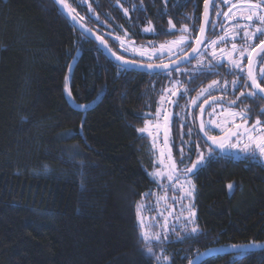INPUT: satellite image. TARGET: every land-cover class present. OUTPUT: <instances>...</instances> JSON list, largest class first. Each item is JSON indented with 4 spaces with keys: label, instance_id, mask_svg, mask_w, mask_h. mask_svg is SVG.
Listing matches in <instances>:
<instances>
[{
    "label": "trees",
    "instance_id": "16d2710c",
    "mask_svg": "<svg viewBox=\"0 0 264 264\" xmlns=\"http://www.w3.org/2000/svg\"><path fill=\"white\" fill-rule=\"evenodd\" d=\"M219 1L210 7L215 23L209 24L208 39L221 37L226 27L217 16L226 9ZM65 2L121 55V41L158 47L179 36L196 38L204 0ZM191 15L196 19L186 18ZM170 20L177 31L168 33ZM185 25L189 32H180ZM150 26L155 31H144ZM191 45L186 42L183 53ZM262 57L257 69L264 66ZM210 62L218 61L203 52L167 73L121 67L118 72L52 0H0V264H189L211 248L264 246V161L251 153L209 155L197 128L198 118L205 122L217 107L250 108L247 123L264 122V99H242L229 107L227 101L248 88L225 85L237 75L224 74L220 65L209 72ZM70 64L73 101L86 105L98 98L85 110L72 105L64 91ZM240 78L246 80L244 74ZM214 80L224 90L210 89L191 103ZM174 84L182 89L178 105L168 106L170 161L184 174L199 153L208 158L186 176L195 185V224L150 242L153 255L142 248L134 201L157 189L150 177L154 158L150 139L136 129L153 118ZM194 226L197 233L190 232ZM197 264H264V247L210 254Z\"/></svg>",
    "mask_w": 264,
    "mask_h": 264
},
{
    "label": "snow or ice",
    "instance_id": "6c2138e0",
    "mask_svg": "<svg viewBox=\"0 0 264 264\" xmlns=\"http://www.w3.org/2000/svg\"><path fill=\"white\" fill-rule=\"evenodd\" d=\"M166 2H167V0H166ZM57 3L65 4V0H57ZM222 3L224 5H227L229 3V0H222ZM65 6L67 7L66 4H65ZM208 6H209V0H205L206 23L214 25L215 22L207 20ZM212 6L214 8L217 6L216 0H212ZM142 7H143V5H141L140 8H138L137 10L142 9ZM235 7L236 6L233 5V8L229 9V12L217 13V16L223 15L225 18L231 19L232 17L229 15V13L232 12ZM243 7L246 8L248 14L246 16H244V15L240 16V19L244 20L245 23L239 25V27L236 29V31L239 32L241 29H243V37L250 44L252 42L253 38H259V36H264V0H257V2H255V3H252L251 0H245ZM69 11L73 12V13L75 12V10L71 9V8H69ZM124 11H125V13H127L128 9H124ZM164 14H166V12L161 10V15H164ZM73 18L76 19L77 17L74 15ZM186 18L192 19V20L196 19V17L194 15L186 16ZM79 19L83 20V17H80ZM169 24H170V27H169V29L166 30V32L171 33L173 31H177L175 25L172 24L171 20L169 21ZM254 25H258V26L254 27ZM249 29H253V30L250 31ZM144 31L152 32V31H155V29L150 26L148 28H145ZM179 31L182 33H187V32H189V29L185 25V26L181 27L179 29ZM200 32L202 34L204 33V27L203 26H201ZM81 35H83V33ZM226 38L227 37H221L220 40L223 41ZM96 39L101 41L102 45L107 47V41L104 40L102 36H97ZM186 40H187V38L185 36H181L177 41L171 42V43H173L179 50L183 51V48L181 46L186 43ZM197 43L200 44V43H202V41L198 39ZM216 43H217L216 40H213L210 42V44L213 46L216 45ZM205 46H207V45H205ZM123 47H124V44L121 41V48H123ZM258 47H259V52H257V55L264 53V40L261 41V44ZM164 48H165V45H163V44L160 45L161 50ZM108 50L110 51L111 55L113 57H115L117 60H120L123 63V65H127L130 63L129 61L124 59L123 55H118L117 52L111 51V49H108ZM171 51H172V49L169 48L170 53H171ZM192 51L197 52L198 49L193 48ZM232 51L239 53L238 59H232L231 58L232 57L231 52L225 53L224 50L221 49V53L223 55H227L229 57L228 63L230 64V67H229L228 71L237 75V78L232 80L231 82L225 81L224 83H225V85H228L230 83L234 89L237 87H243L245 89L251 88V91H241L239 96H237L234 100L227 101L229 107L236 105L237 102L242 101V99H254L257 96L264 98V87H262L261 84L257 82V76L254 75L253 71H252L253 61H252L251 55H248L249 63H248V68H247V79L241 80V78H240L245 72V68L242 64V60L245 58V55L247 53V49L246 48L237 49L236 45L233 44ZM253 51H255V49H253ZM146 54H148V53H146L143 50L140 51L141 56H144ZM212 56H213V58L216 57L215 51L212 52ZM185 58H187V57H185ZM262 58H264V57H262ZM73 59H75V57ZM218 65H219V61L217 62V64H212L210 62L207 70L209 72H211ZM146 67L149 69L162 68L166 71L170 67V65L169 64H162V65L148 64V65H146ZM71 70H72V65L70 64L69 65V71L71 72ZM177 70H179V69H177ZM125 71H127L126 68H125ZM118 72H119V66H118ZM259 78L261 80H264V70H262L260 72ZM70 82H71V77L66 76L65 77V84H64V91H65V94L68 96L69 99H73L72 91L70 88ZM249 82H250V84H249ZM216 88H220L221 91L224 90V88L220 87L219 82L214 80L208 86V88L202 89L199 96L204 95V93L208 92L210 89H216ZM165 91H167V90H165ZM184 91H187V89H185ZM172 95L176 96L177 93L172 92ZM180 96L181 97L183 96L182 92L180 93ZM199 96H197L195 99H193L191 101V103L195 104V101H196V99H199ZM163 99H164V97H161V100H163ZM219 99L220 98H217V100H219ZM170 102L178 105V100L177 101H170ZM205 103H207V101H205ZM78 107L86 108L87 105H78ZM199 107H201V111L203 112V106L201 105ZM224 111L226 112L228 117H231V123L234 125V127H232V128L227 127L228 120H224L220 123H215L214 121H210V123H215L216 128L222 129L224 134L220 137L209 136L208 133L205 131L204 135L207 138V140H210L213 145H216L217 147H219L221 149H224L226 147L227 148H239L240 147V140L242 138L246 137L247 143H244L243 147L240 148V150L242 152L251 153L252 155H255L258 152L260 154V156L264 157V126H262V125H264V122L257 119L251 126H248L247 118H248L249 113L252 111L250 108L242 109L239 112H230V111H228V109H225ZM159 114H160V109L157 110V115H159ZM261 114L264 115V108L261 109ZM237 117H239L243 121V123L236 124V118ZM138 118H140V117L138 116ZM166 120H167V117H166ZM147 123L148 122H146L145 127L137 128L136 131L138 133H141V134L148 132ZM204 129H205V124L203 121H201L200 130L204 131ZM252 133H258V135H253ZM233 137L237 138V143H231V140ZM165 144H167V136L165 138ZM195 147H196V150L199 151V144H197ZM207 152L209 153V155H212L215 153V149H213L212 147H208ZM181 156L183 159V156H184L183 149H181ZM207 158L208 157H206L203 153H199L197 160L192 163L191 167L184 169V175L187 176L188 174H194V171L196 169H198L200 167V165L203 164ZM169 160H171L170 155H169ZM161 163H163V161H161ZM81 167H82V165H81ZM177 171H178V169L176 167V162L171 161L170 170L168 171V174H167V179L170 181L173 180L174 175ZM151 175H153L154 177H160V176L164 175V173L157 171V172H153ZM177 179H178V177H177ZM187 183L190 185V190H188L186 194L189 198H193V192L195 191V185L191 184V181H187ZM234 187H235V185H233V184L228 185V188L230 190H233ZM159 199H164L166 201V197H162ZM159 199L157 202H159ZM142 207H144L143 204H140V203L137 204V218H138V225L140 227V236L143 238V241H145V243L142 244V248H144L147 253L154 255L153 248L149 242L153 239L160 241L161 240V234L159 232H150L149 230H147L144 218L140 217V209ZM187 207H188V223L195 224V221L197 219V214L195 211L194 204H189ZM169 214L171 215V212ZM160 215H163V213H160ZM152 219H155V218H152ZM162 227H163L164 231L167 232L168 223H167L166 217H165V223ZM198 231H199L198 227H195V226L192 227L190 230L191 233H197ZM167 238H168L167 235H165L163 237V239H165V240ZM252 243L255 246V242H252ZM233 247L237 248V247H240V245H233ZM155 259L157 261H160V260L167 261L170 258L167 256H164V257L155 256ZM189 264H193V261L189 260Z\"/></svg>",
    "mask_w": 264,
    "mask_h": 264
},
{
    "label": "rangeland",
    "instance_id": "374dc122",
    "mask_svg": "<svg viewBox=\"0 0 264 264\" xmlns=\"http://www.w3.org/2000/svg\"><path fill=\"white\" fill-rule=\"evenodd\" d=\"M251 2L255 3L253 0H251ZM219 3H220L219 5H221L222 0H220ZM244 3H245V0H229V3L225 5L226 6L225 12H229V9L233 8V5L236 6L233 9V11L229 13V15L232 17L231 19H227L223 15L221 16L223 18V21L226 24V27L224 28V33L221 37H227V38L224 39L223 41L220 40L221 37L212 38L210 42L213 40H216L217 43L214 46L209 43L208 48H207L208 51L211 52V56H212L213 51L216 52L215 59H217V61L219 60L218 58H220L221 60H227V61L229 60V57L227 55H223L222 53L221 54L219 53L221 49L224 50V46L222 44L225 42V40L238 42L240 39H244L243 29H241L239 32L236 31L239 25L245 23L244 20L240 19V16L242 15L246 16L248 14L246 8L243 7ZM255 26H258V25H254V27ZM249 30L251 31L253 29H249ZM180 37L181 36L164 43L163 45H165V48L162 50L160 49V45L158 47H148V46L136 45L130 41H122L124 44V47L121 48L120 46L118 53L121 55H127L135 59L138 62H144V63L153 62L157 58H161L162 60H166V61L172 60L174 57L178 56L184 51V47H183L184 44L181 46L183 48V51H181L173 43H171V42L177 41ZM189 40L193 41L194 38L192 37L187 38L186 42H188ZM235 45L237 49H244L245 47L243 45H237L236 43ZM169 48L172 49L171 53L169 52ZM141 50L145 51L148 54L141 56L140 55ZM226 50L227 48H225V51ZM231 53H232V57H231L232 59L239 58L238 52L231 51ZM257 65H258V62H257ZM257 65L255 64L256 70H258L259 72L264 70V66H261L259 69H257ZM259 72L258 74H260ZM69 74H70V71L68 70L67 76H70ZM181 89L182 88L180 89L177 88V84H174L171 87H168L167 91L165 92L163 96L164 99L160 100V106H159L160 114L157 115V112H156V114L153 116L152 119L146 121L148 122L147 123L148 132L142 134V135L147 136L150 139L151 151L153 154L154 166H155L152 173L159 171V172L164 173V175L160 177H154L153 175H151L152 173H150L151 179L156 182L157 189L151 193L143 194L137 201H134L135 203L134 209H135V213H137V204L140 203L144 205V207L140 209V217L144 218L147 230H149L150 232H159L161 234V238H163L165 235L168 236L169 234L173 233L176 229L180 230L181 232H184L186 231L185 228H189L192 225V223H188V207L187 206L189 204H193L194 192H193V198H189L186 194L187 191L190 190V185L187 183V181H191V184H193L192 180L184 176V174L180 171L175 173L173 180L170 181L167 179V174H168V171L170 170L171 161L169 160V156H168V148H169L168 140H167V147L164 142L165 133L168 138V122H169V113H168L169 107L168 106H172L173 103H171L170 101H175ZM172 92H176L177 95L173 96ZM197 96H199V94ZM202 96H199V99ZM68 100L70 101L72 105H74L77 108H80L78 107V104H76L73 101V99L68 98ZM97 100L98 98L86 104L87 105L86 108L91 107L94 103H96ZM197 100L198 99H196V101ZM86 108H80V109L85 110ZM215 109L219 110L221 109V107L212 108L210 112H208L210 118L205 120V122L203 118V122L205 124V130H207L208 135L210 136H211L212 131L223 132L222 129L215 127V123H220L224 120H228L227 127L229 128L233 125L231 123V117L227 116L226 112L224 111L225 109L220 110V111H215ZM228 111L237 112V111H231L229 109ZM166 117H167V120H166ZM236 119H239V117H237ZM210 121H214L215 123H210ZM146 122L143 127L146 126ZM251 125L252 124L250 125L248 124V126H251ZM252 134L258 135V133H252ZM231 143H237V138L236 139L232 138ZM244 143H247L246 137L240 140L239 148H232V149L236 150L239 153L241 152V154H245L246 152H242L240 150V148L243 147ZM256 154L259 157H261V159L264 161V157L260 156L258 152ZM161 161H163V163H161ZM162 197H166V201L164 199H159ZM158 199H159V202H157ZM170 212H171V215L169 214ZM160 213H163V215H160ZM165 217L167 218V223H168L167 232H165L162 227L165 223ZM152 218H155V219H152ZM139 230H140V227H139ZM141 240L143 243H145L142 237H141ZM153 241H157V240L153 239L150 242H153Z\"/></svg>",
    "mask_w": 264,
    "mask_h": 264
},
{
    "label": "water",
    "instance_id": "95a60500",
    "mask_svg": "<svg viewBox=\"0 0 264 264\" xmlns=\"http://www.w3.org/2000/svg\"><path fill=\"white\" fill-rule=\"evenodd\" d=\"M54 2V4L56 5V7L58 8V10L60 11V13L85 37H87L89 40H91L92 42H94L99 49L101 50V52L103 53V55L108 58L110 61H112L114 64H116L117 66L121 67V68H126L127 70H133L135 72H143V73H149V74H162V73H167L173 70H176L178 68L184 67L186 64H188L189 62H191L192 60H194L198 54L200 53L203 45L206 42L207 39V33H208V29H209V23H206V19H205V0L203 2V6H202V13H201V20H200V25H199V29L196 35V38L193 42V45L191 46V48L185 52L184 54H182L181 56L171 60V61H165V62H160V63H144V62H138V61H134V60H130L124 57L125 60L129 61L130 63L127 65H123V63L120 60H117L115 57H113L110 53V51L108 49H111L107 43V47H105L104 45H102L101 41L97 40L96 37L100 36L98 35L95 31L91 30L90 28H88L73 12L69 11V6L68 4L65 2V4L67 5V7L65 6V4H61V3H57V0H52ZM212 4V0H209V6H208V16H207V20L210 21V7ZM76 16L77 18L74 19L73 16ZM201 26L204 27V33L202 34L200 32V28ZM201 40L202 43L198 44L197 40ZM261 44V42L259 44H257L253 49H255V51H251L250 55L252 57V71L253 74L255 75L254 72V68H255V64L259 58V56L262 54L257 55V52H259V45ZM193 48H197L198 51L197 52H193L192 49ZM111 51H113L111 49ZM187 57V58H185ZM248 63L249 61H247L246 64V71L248 68ZM148 64H152V65H162V64H169L170 67L165 71L162 68H154V69H149L146 67V65ZM226 71H228V68L226 69ZM246 76H247V72H246ZM250 84V82H249ZM260 97V96H259ZM264 99V98H263ZM201 121H203V117L200 116L197 120V128H198V132L201 136V138L205 141V143H207L209 146L215 148V145H213L211 143L210 140H207V138L204 135L205 129L204 131L200 130V123ZM167 126V124H166ZM166 133H165V137H164V142H165V138H166ZM167 147V144H165ZM264 246L261 244H255V246L253 244H248V245H240V247L234 248L233 246H229V247H220V248H211L208 249L200 254H198L195 258H193L191 261H193V264H197L199 263L203 258H205L206 256L210 255V254H218V253H231V252H248V251H252V250H257V249H262Z\"/></svg>",
    "mask_w": 264,
    "mask_h": 264
},
{
    "label": "flooded vegetation",
    "instance_id": "af4514ba",
    "mask_svg": "<svg viewBox=\"0 0 264 264\" xmlns=\"http://www.w3.org/2000/svg\"><path fill=\"white\" fill-rule=\"evenodd\" d=\"M194 40H195V38H194ZM194 40L192 41V45H193V42H194ZM210 38L208 39H206V42H205V44L203 45V47H202V49H201V51H200V53H203V52H205L206 54H208L209 55V57H212L211 56V52L210 51H208V45H209V43H210ZM262 40H264V39H262ZM262 40H260V41H257V39L256 38H254L253 40H252V42L249 44L248 43V41H246L245 39H240L236 44L237 45H243V46H245L244 48H246L247 49V53H246V55H245V58L242 60V64H243V66H244V68H245V72H244V75H245V77H246V79H247V76H246V64H247V61H248V55H250V53H251V51L253 50V48L257 45V44H259ZM235 44V43H234ZM191 45V46H192ZM205 45H207V46H205ZM191 48V47H190ZM189 48V49H190ZM225 48H227V50L225 51ZM231 48H233V46H232V44L231 43H227V42H224V52H231L232 51V49ZM188 49V50H189ZM187 50V51H188ZM186 51V52H187ZM185 53V52H184ZM183 52L181 53V54H179L178 56H176V57H174L173 59H175V58H177V57H179V56H181L182 54H184ZM199 53V54H200ZM219 53L221 54V50L219 51ZM198 54V55H199ZM172 59V60H173ZM219 60V65H220V67L219 68H221L222 70H223V73L224 74H227L229 71H226V69L228 68L229 69V67H230V64L228 63V61L227 60H221L220 58H218ZM166 61V60H165ZM164 61V62H165ZM168 61H171V60H168ZM257 62H258V60H257ZM257 62H256V65H257ZM222 63V64H221ZM220 72V71H219ZM254 72H257L256 71V68H254ZM255 75H256V73H255ZM247 91H251V88H248V90ZM229 110H231V111H237V112H239V111H241V110H237V109H229ZM240 123H243V121L239 118V119H236V124H240ZM232 127H234V125H232L231 127H229V128H232ZM206 131V130H205ZM207 132V131H206ZM208 133V132H207ZM210 134V133H209ZM223 134H224V132H223ZM223 134H221V135H212L211 134V136H216V137H220V136H222ZM200 135V134H199ZM210 136V135H209ZM201 137V136H200ZM234 139H236L235 137H233ZM203 140V139H202ZM204 141V140H203ZM205 142V141H204ZM208 147H211V146H209L207 143H205ZM213 148V147H212ZM213 149H215V153H217V154H220V155H223V156H226V157H230V156H240V155H245V154H249L248 152H246L245 154H241V152L239 153V152H237L236 150H233L232 148H224V149H221V148H219V147H217L216 145H215V148H213Z\"/></svg>",
    "mask_w": 264,
    "mask_h": 264
}]
</instances>
